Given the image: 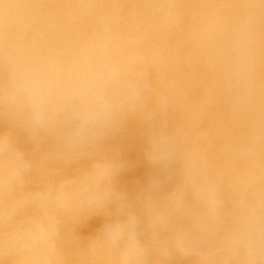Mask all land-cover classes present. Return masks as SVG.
<instances>
[{"label":"clouds","instance_id":"clouds-1","mask_svg":"<svg viewBox=\"0 0 264 264\" xmlns=\"http://www.w3.org/2000/svg\"><path fill=\"white\" fill-rule=\"evenodd\" d=\"M0 264H264V0H0Z\"/></svg>","mask_w":264,"mask_h":264}]
</instances>
